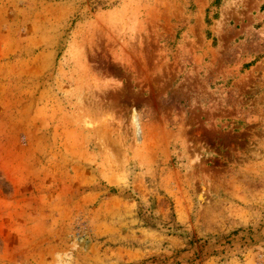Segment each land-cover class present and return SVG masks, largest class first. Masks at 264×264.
Returning <instances> with one entry per match:
<instances>
[{
  "label": "rangeland",
  "instance_id": "obj_1",
  "mask_svg": "<svg viewBox=\"0 0 264 264\" xmlns=\"http://www.w3.org/2000/svg\"><path fill=\"white\" fill-rule=\"evenodd\" d=\"M0 264H264V0H0Z\"/></svg>",
  "mask_w": 264,
  "mask_h": 264
}]
</instances>
